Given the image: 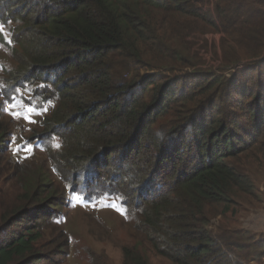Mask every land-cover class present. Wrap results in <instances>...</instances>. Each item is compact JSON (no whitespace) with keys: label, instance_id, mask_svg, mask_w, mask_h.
Listing matches in <instances>:
<instances>
[{"label":"trees","instance_id":"obj_1","mask_svg":"<svg viewBox=\"0 0 264 264\" xmlns=\"http://www.w3.org/2000/svg\"><path fill=\"white\" fill-rule=\"evenodd\" d=\"M0 26V264H66L72 195L119 202L121 264H264V0H0ZM16 99L45 161L11 154Z\"/></svg>","mask_w":264,"mask_h":264},{"label":"rangeland","instance_id":"obj_2","mask_svg":"<svg viewBox=\"0 0 264 264\" xmlns=\"http://www.w3.org/2000/svg\"><path fill=\"white\" fill-rule=\"evenodd\" d=\"M7 52L6 45L0 41V73L3 72L4 63L7 61ZM209 66L212 64L210 63ZM21 100L16 99L14 101V104L17 105L14 109L9 108V106H5L3 109L4 119L11 124L13 129L11 154L15 160L19 161H45L47 156L41 144L36 143L32 146L27 144L28 137L34 129L39 127L44 113H31V120L35 121L34 123L28 122L23 115L20 118H14L10 114L11 111L26 112L27 106ZM6 108L9 110H5ZM259 190L262 195V204L244 212L240 219V226L256 231L257 235L264 238V181L259 183ZM70 200L71 203L64 220V228L71 238L72 250L66 264H89L88 251L104 252L114 261V264H121V249L125 244L132 243L133 225L124 216L116 198H108L95 204H87L76 195L70 196ZM150 260L152 264H169L161 257ZM258 263L255 261L248 264Z\"/></svg>","mask_w":264,"mask_h":264},{"label":"snow or ice","instance_id":"obj_3","mask_svg":"<svg viewBox=\"0 0 264 264\" xmlns=\"http://www.w3.org/2000/svg\"><path fill=\"white\" fill-rule=\"evenodd\" d=\"M0 31H2V26H0ZM15 107H17L16 104H11V105H9V108H13V109H14ZM9 108H6L5 110H9ZM34 111H35V110H34L33 108H31V107H27L25 113H20V112H16V111H11L10 114L13 115L14 118H20L21 115H23L24 118H25L26 120H28V122H30V123H34L35 121L31 120V113H33ZM45 111H46V109H45ZM37 114H39V113H37ZM57 147H59V145H57ZM113 207H115L114 204H113Z\"/></svg>","mask_w":264,"mask_h":264}]
</instances>
